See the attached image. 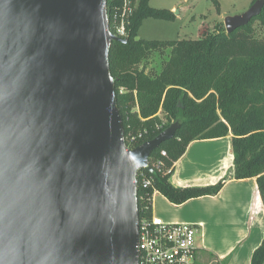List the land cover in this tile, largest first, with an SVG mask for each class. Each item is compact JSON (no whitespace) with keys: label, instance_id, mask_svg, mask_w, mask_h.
I'll return each instance as SVG.
<instances>
[{"label":"water","instance_id":"95a60500","mask_svg":"<svg viewBox=\"0 0 264 264\" xmlns=\"http://www.w3.org/2000/svg\"><path fill=\"white\" fill-rule=\"evenodd\" d=\"M113 42L107 0H0V264H138L137 175L180 125L127 147Z\"/></svg>","mask_w":264,"mask_h":264},{"label":"trees","instance_id":"16d2710c","mask_svg":"<svg viewBox=\"0 0 264 264\" xmlns=\"http://www.w3.org/2000/svg\"><path fill=\"white\" fill-rule=\"evenodd\" d=\"M148 2L136 1L126 27L127 42H113L109 52L125 143L132 149L154 139L173 122L180 126L173 138L149 156L152 172L146 175L151 184L138 189L139 221L152 218L155 192L175 205L218 194L225 179L205 187L176 188L169 178L191 142L229 134L233 177L255 178L264 205V38L252 28L255 20L264 23V7L259 16L230 34L218 23L197 40L161 43L137 39L143 19L172 18L171 13L151 9ZM107 15L112 30L109 0ZM167 47L168 58L156 72L147 62ZM251 264H264V239L253 252Z\"/></svg>","mask_w":264,"mask_h":264},{"label":"crops","instance_id":"0c3cea01","mask_svg":"<svg viewBox=\"0 0 264 264\" xmlns=\"http://www.w3.org/2000/svg\"><path fill=\"white\" fill-rule=\"evenodd\" d=\"M138 39V37H137ZM231 135L195 140L174 166L169 182L176 188L205 187L225 179L218 194L170 203L152 197V217L196 226L199 264H251L264 239V205L255 178L233 177Z\"/></svg>","mask_w":264,"mask_h":264},{"label":"rangeland","instance_id":"374dc122","mask_svg":"<svg viewBox=\"0 0 264 264\" xmlns=\"http://www.w3.org/2000/svg\"><path fill=\"white\" fill-rule=\"evenodd\" d=\"M251 3L252 0H149L148 5L151 9L171 13L172 18L143 19L137 37L143 41L161 43L197 40L204 32L213 31L218 23L223 24L226 17L244 13ZM252 28L258 37L264 38V23L262 24L261 20H255ZM169 50L168 47L163 48L161 52L153 55L147 62L149 67L153 66L158 72L163 62L167 60ZM160 117H163L162 114ZM207 264L217 262L212 260Z\"/></svg>","mask_w":264,"mask_h":264},{"label":"built area","instance_id":"2783aa9c","mask_svg":"<svg viewBox=\"0 0 264 264\" xmlns=\"http://www.w3.org/2000/svg\"><path fill=\"white\" fill-rule=\"evenodd\" d=\"M109 1L113 9L110 31L114 36L126 39V27L135 9L136 0ZM133 140L134 137L131 138ZM146 172L144 169L137 175L138 189L139 186L146 188L151 184ZM196 232V226L190 223L143 218L139 221L138 264H199Z\"/></svg>","mask_w":264,"mask_h":264}]
</instances>
